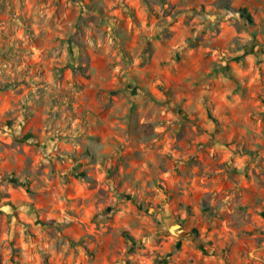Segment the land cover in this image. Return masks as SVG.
<instances>
[{"label":"rangeland","instance_id":"rangeland-1","mask_svg":"<svg viewBox=\"0 0 264 264\" xmlns=\"http://www.w3.org/2000/svg\"><path fill=\"white\" fill-rule=\"evenodd\" d=\"M1 163L0 264L248 262L264 0H0Z\"/></svg>","mask_w":264,"mask_h":264},{"label":"crops","instance_id":"crops-1","mask_svg":"<svg viewBox=\"0 0 264 264\" xmlns=\"http://www.w3.org/2000/svg\"><path fill=\"white\" fill-rule=\"evenodd\" d=\"M1 162H3V160H1ZM1 167H5L6 166V164H4V163H1V165H0ZM234 237H236V235L235 234H232ZM256 236H262L261 234H257ZM236 239V238H235ZM238 239V238H237ZM238 248H239V246H238ZM238 248L235 246V248H231L230 250H229V252L227 251V252H225V255L223 256V257H225L226 259H227V261L229 260L230 261V259H232V257H233V255H232V253L233 252H236V251H238L239 253H241V252H245V250H243L244 248H243V246L241 245L240 246V250H238ZM212 252H214V251H211V253ZM250 253V252H249ZM214 254V253H213ZM223 254V253H222ZM250 255V257H252L251 258V260H249L248 262H244L243 264H264V244L263 245H261V247H259V248H256L255 249V253H254V251L252 252V253H250L249 254ZM132 257L131 258H138V256H139V254L137 253H132V255H131ZM213 255L211 254V256L210 257H207L206 259L207 260H210V258L211 259H213ZM223 261V264H228V262H226L225 260H222ZM232 264V263H231Z\"/></svg>","mask_w":264,"mask_h":264}]
</instances>
